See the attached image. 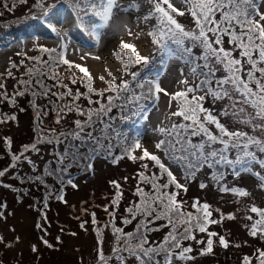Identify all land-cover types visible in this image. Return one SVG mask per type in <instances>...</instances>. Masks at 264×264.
I'll use <instances>...</instances> for the list:
<instances>
[{
	"label": "snow or ice",
	"instance_id": "obj_1",
	"mask_svg": "<svg viewBox=\"0 0 264 264\" xmlns=\"http://www.w3.org/2000/svg\"><path fill=\"white\" fill-rule=\"evenodd\" d=\"M19 3L26 4L27 0H19ZM143 3L150 5V8L146 15L137 17V23L143 21L147 24L150 20H155L147 33L153 44L151 56L141 55L134 44L121 41L120 50L115 51L113 55L123 64V74L131 79H121L116 82V77L108 71L111 79L108 81L107 91L115 92L116 96H109L107 105L101 103L96 110L89 108L85 111L78 106L73 108L66 105L68 112L76 111L87 118L83 121H74L73 130L67 133L61 132L49 139L39 137L37 143L59 144L62 142L61 138L69 140V145L58 156L60 167L56 170L57 173L62 175L81 159L84 161L82 170L88 172L93 168L92 161L96 156L102 151H107L100 142L103 137H94L91 131H87L95 123L93 117L103 123L102 117L111 111L114 99L144 98L152 100L155 104L159 100V94L164 93L177 101V110L171 112L166 119L179 117L180 122H173L167 127L161 124L153 128V133L161 137L155 142L154 147L163 152L170 165L182 170L185 180L194 179L204 168L212 169L211 179L218 185L219 191L243 198L250 196L249 191L243 187L229 186L226 175L230 174L238 181L242 174L247 173L256 178L257 187L264 191V0H179L193 21L192 28H185L177 21L174 14L183 16L185 11L175 7L171 0H143ZM58 5L69 9L70 19L68 16H62L63 7L58 8ZM33 7L39 11L30 14L32 22L28 27L32 30L31 36L19 38V44L23 45L31 38L34 49L40 55L28 57L27 51L17 52L16 55H23L39 66L29 68L28 74L36 76L35 84L43 90L41 94L55 95L58 99L65 95L72 96L71 89H68L67 84H63L62 81H58L56 86L68 89L65 93H52L51 88L43 81L45 76L57 80L56 69L61 64L68 65L69 69L75 67L83 73L87 79L86 87L89 93H95L97 90L92 86L93 78L88 69L74 64L65 56L69 48V32L80 30L90 35L93 46H99L105 29L116 32L123 27L131 36L132 31L128 25L126 23L121 25L114 19L113 10L117 7V0H35ZM134 7L138 10L140 4L136 3ZM130 10L131 8H120V11L124 12ZM57 24H67L68 27L62 30L56 26ZM49 34L56 36L57 47L48 48L39 44V40ZM226 44L230 47H226ZM194 49H199V55ZM44 54H47L46 59ZM91 55V52H85L80 58L83 60ZM157 57L160 58V69L153 73L152 78L141 79V71L156 61ZM92 58L100 59L98 56ZM172 59L180 61L181 79L178 83L182 90L167 93L160 81L167 74L168 61ZM23 63L22 59L21 64ZM136 65L142 66L141 71H130V68ZM189 77L192 78L191 83ZM100 78L104 79L103 76ZM71 82L76 83L74 74ZM23 83L31 84L32 81ZM18 94L23 95V93ZM32 95L35 97L37 93L32 92ZM80 95L89 94L77 92L73 102L79 99ZM225 100L228 103L217 114H214L210 108L204 107L206 101L216 105ZM89 103H93L90 98ZM245 106H250L253 112H247ZM60 111L62 112L63 109ZM144 111L145 109L141 108V112ZM230 115L234 123L250 127L251 133L241 129L230 130L221 122L220 117ZM148 118L147 114L142 116L144 121ZM211 126H214V129ZM107 127L106 124L105 129ZM257 132L260 135H256ZM140 137L139 132L131 140L125 137L127 144L125 152H129L132 148H141ZM75 140H79L81 144L77 146L71 143ZM88 140L94 141V146L90 147L88 152L80 153L79 147L85 146ZM37 143L25 145L24 152L19 155L13 154L10 166L15 168L22 160L35 166L24 153L39 152ZM110 155L111 153L108 152V156ZM130 158L133 160L149 158L159 168L160 176L156 173L150 176H146L143 172L138 174L142 181L151 185V192L145 193L138 185L135 194L140 196V202L130 206L127 211L133 219L137 215L143 216L144 219L140 221L134 232L125 233L122 228L113 224L115 245L111 249L112 255L105 256L101 247L103 242L98 240V264H108L113 258L118 264H127L129 258H134L135 264H161V260L157 257L163 258V264L193 260L194 257L190 255L191 246H184L182 241L195 240L192 234L194 229L204 233L207 231V224L218 222L209 219L212 216L210 205L208 203L201 205L197 199L191 205L196 212H186L183 201L178 200L177 197L180 190L187 192V187L177 180L171 168L163 163L159 156L143 149L140 157L131 155ZM112 162L116 163L117 160L113 159ZM255 166H259L260 171L254 170ZM143 167L147 168V164ZM224 169H230L231 172L226 174ZM7 171L8 169L0 171V177H3ZM165 174L168 178L167 182L160 183V177ZM222 181L225 183L221 184ZM67 183L76 187L72 179ZM110 183L118 190L117 198L112 201L113 204L118 205L119 197L123 193L119 191L118 182L110 181ZM170 186H173L175 191H168ZM206 186L205 183H200L201 189ZM107 210L108 208L105 207V211ZM249 211L258 214L259 217L252 223L250 234L264 240V208L253 204ZM92 215L94 218L95 214ZM111 215L114 217V213ZM247 219L253 220V217L249 215ZM159 220H166L165 226L169 227L170 231L161 242H149L148 233L159 230L150 225ZM123 222L127 224L131 221L125 218ZM83 226L81 224V227ZM181 227H183L182 231ZM214 236H217V233H208L207 246L201 251V255L212 253ZM196 242L203 243V241ZM45 243L47 244V241ZM219 244L228 247V241L224 236H219ZM33 250L35 251L34 246ZM252 259L244 256L243 264H252ZM255 260L257 264H264V249L256 250Z\"/></svg>",
	"mask_w": 264,
	"mask_h": 264
},
{
	"label": "rangeland",
	"instance_id": "obj_2",
	"mask_svg": "<svg viewBox=\"0 0 264 264\" xmlns=\"http://www.w3.org/2000/svg\"><path fill=\"white\" fill-rule=\"evenodd\" d=\"M29 2L32 8L35 0H29ZM171 2L178 9L185 11L183 16L178 13L174 14L177 21L187 28H192L194 26L193 21L184 5L180 4L179 0H171ZM136 3L140 4L138 10L134 7ZM18 4L20 3L18 2ZM57 7H63L62 16L71 18L66 6L58 5ZM121 7L131 8V10L120 11ZM149 8L150 5L143 3V0H117V7L113 10L114 19L121 25L126 23L131 29L132 35L130 36L123 27L116 32L105 29L99 46H93L91 36L80 30L69 32V48L65 56L74 64H79L88 69L93 78L92 86L97 90L95 93H89V89L86 87L87 79L83 73L75 67L69 69L68 65L61 64L56 69L58 72L57 81L67 84L68 89H71L72 96L65 95L64 98L58 99L57 96L49 94L46 101L45 97L40 95L34 97L32 93L27 92L21 95V99L16 104L17 118L0 124V171L8 169L6 174L0 177V213H2L0 215V238H2L0 239V264H98V240L103 242L101 247L105 256H111V249L115 245L112 225L122 228L127 233L134 232L140 223L137 221V216L133 219L132 215H129L128 211L125 210L126 204L136 197L137 186L145 187L147 184L140 179L138 174L143 171L146 176H150L152 172L157 171V167L151 164L149 158L145 159V163L140 159L133 160L130 158L131 155L140 157L143 149H147L152 154L158 153L162 162L171 168L177 180L185 184L187 192L181 191V199L184 203L187 204L193 199L208 203L212 216L218 221L207 227L208 232L217 233V236L212 237L214 247L212 253L201 255L202 250L198 253L196 248L202 246L203 243L196 244L195 249L190 254L194 257L193 260L187 262L174 261V264H237L235 259L241 255L251 254L253 247L261 243L262 239L259 236L253 237L250 234L252 223L259 218L258 214L249 211L250 207L254 204L264 208V191L257 187L258 181L255 177L245 173L236 181L232 175L227 174L231 170L224 169L227 174L226 182L229 186L243 187L249 191L250 196L241 198L231 193H224L219 191L218 185L212 181L210 175L212 169L204 168L203 171L197 173L194 179L185 180L182 170L175 165H170L164 154L154 147L155 142L161 137L153 133L152 129L161 124L167 127L177 118L166 119L171 112L177 110L176 100L171 99L169 95L160 93L159 100L146 113L149 117L148 120L140 124L137 133H141V148L135 149L133 153H125L127 155H117L114 151H102L92 161L93 168L88 172L82 170L84 161L81 159L73 164L80 174L69 176L67 180L64 179L67 172L60 175L56 170L60 167L58 163L59 148L67 147L69 140L61 138L62 142L59 144L55 142L52 144L37 143L39 137L49 139L61 132L67 133L73 129L70 128L71 122L83 121L87 118L76 111L68 112L66 105L73 108L78 106L85 111L89 108L96 110L101 103L107 105L109 96H116L115 92L107 91L108 81L111 79L108 71H111L115 77L121 75L123 64L113 55L115 51L120 50L121 41L134 44L141 55L151 56L153 44L147 33L154 19L147 24L143 21L137 23V17L146 15ZM32 11L38 12L39 9L33 7ZM7 16L8 12L6 11L0 14V24L12 22V20L6 19ZM56 26L62 30L68 27L67 24H57ZM29 29L32 32L31 28ZM31 32L25 29L21 31L24 37ZM39 44L54 48L57 47V38L54 34H49L43 36L39 40ZM74 49H80V51H74ZM24 51H27L28 57L40 55L34 49L31 38L27 39L23 45H20L19 41L12 45L0 44V75L7 73L11 66L10 60L16 53H23ZM85 52H91L92 55L81 60L80 57ZM94 56H98L100 59L92 58ZM18 57L15 66H13L15 68L13 72H19L17 82L23 85L24 79H29L28 69L34 62L23 55ZM44 58H47V54H44ZM22 59L24 60L23 64H21ZM180 66V61L176 59L168 61L167 74L160 81L167 93L182 90L178 83L181 79ZM159 69L160 58L144 68L141 71V76L152 78L153 73ZM42 70L48 71V69ZM73 74L76 83L71 82ZM185 75H187V69H185ZM257 75L259 74L257 73ZM101 76L104 77L103 80H101ZM11 82L12 79H8L6 86L9 87ZM189 82H192L191 77H189ZM68 89L61 87L54 93H61V91L65 93ZM77 92L88 93L89 95H80L79 99L73 102V97ZM89 98L93 103H89ZM22 99H31L43 107L53 108L46 114L42 113V123L30 129V132L27 130L28 121L31 118V123H35L36 118H38L37 115L41 113L36 109L35 104L31 103L27 104L28 111L22 113L19 109L24 103ZM128 101L130 109H125V116L133 114L132 109L136 104V100L128 99ZM121 102V99L113 100L114 106L106 116L102 117L103 122L104 118H121V109L117 108L121 107ZM227 103L228 101L225 100L212 105L210 101H206L204 107L210 108L214 114H217ZM245 108L247 112H253L250 106H245ZM60 109L63 111L60 112ZM54 112V116H47L53 115ZM59 113L62 115L61 117H59ZM58 117L59 123H57ZM220 119L230 130L241 129L251 133L250 127L234 123L231 115L222 116ZM211 127L214 129V126ZM256 135H260V133L257 132ZM33 143H37L39 152L29 151L24 154L34 162L35 166L22 160L16 164L15 168H12L10 166L12 155L23 153L24 146H30ZM71 143L77 146L81 144L79 140L71 141ZM90 147L93 145L86 141L85 146L79 147V152L86 153ZM108 152L111 153L110 156H108ZM113 159H116L117 162L113 163ZM145 164H147V168L143 167ZM254 170L260 171L259 166H255ZM27 175L32 176L25 182L19 181ZM163 177L165 175L161 178ZM69 179H72L76 187L67 183ZM110 181L118 182L119 191L123 193L119 197L118 205L112 203L117 198L118 190L113 187ZM201 182L207 185L203 189L200 188ZM223 183L225 181L221 182V184ZM94 206L97 207L95 208L97 210L93 218L90 209ZM105 207L108 208L107 211H105ZM113 213L114 217L111 215ZM249 215L253 217V220L247 219ZM125 218L131 222L124 223ZM81 224L84 226L81 227ZM161 233L162 230H159L148 235L150 238L160 237L161 240ZM219 236H224L228 241L227 248L219 244ZM205 244L207 246V241ZM243 258L240 260L241 264H243ZM157 259L163 263L162 257H157ZM133 261H135L134 258H129L127 264ZM115 262L117 261L113 258L108 261V264H115Z\"/></svg>",
	"mask_w": 264,
	"mask_h": 264
},
{
	"label": "trees",
	"instance_id": "obj_3",
	"mask_svg": "<svg viewBox=\"0 0 264 264\" xmlns=\"http://www.w3.org/2000/svg\"><path fill=\"white\" fill-rule=\"evenodd\" d=\"M0 2H1L0 13L2 12V10H6L7 12H9V16L6 19L12 20L11 23L0 24V43L5 42V43L9 44V43H11V40L17 41V40H19V38L24 37V35L21 33V31L23 29L29 30V32H31L29 29L30 27H28V25L32 22L30 14L35 13L34 11H32L33 9L27 10V11L25 9L20 10V9H22V7H21V4H18L19 0H0ZM14 2H15V7H13ZM28 2H29V0H27V3ZM5 5H7V7ZM154 23H155V20H154L153 24ZM185 28H187V27H185ZM27 36H31V33ZM225 46L230 47L227 44ZM194 52L197 55H199V49H194ZM234 55H238V53H234ZM18 58L19 57L17 55H15L10 60L11 66H10L9 70L7 71V73L4 75H0V85H3V87H0V124L4 123V122H9L11 120H14V118H17L15 107H16L17 102L22 97L18 93L25 94L27 92H30V93L36 92L37 95L45 97L46 101L48 100L49 95L43 96L41 94L43 90L38 85L35 84L36 76L34 74L32 76L29 75V79H24V82L25 81H32L31 84H26V83H24L23 85L18 84L17 79L19 77V72H17V73L13 72V70L15 69L13 66L16 63ZM158 58L159 57H157V59ZM33 67H39V66L33 64L31 66V68H33ZM141 67H142L141 65L133 66L130 68V71H140ZM8 79H12L11 85L9 87L6 86V81ZM47 79H49V78L47 76H45L43 78V81L46 85H48L51 88L52 93L61 89V87L56 86L58 83L57 80H53V79L47 80ZM121 79H129L130 80L131 78L129 76H125L123 74V71H122L121 75L116 77V82H119ZM141 79H145V78L141 76ZM137 92H138V90H137ZM61 93H64V92L61 91ZM110 95H112V94H110ZM12 98H13V100H12ZM63 98H64V96H63ZM22 100H24V103L19 108L22 113L23 112L26 113L28 111V105H27L28 103L35 104L36 109H38V111L41 113V114L37 115L38 118H36L35 123H31V118L28 121L27 130L30 132V129L35 128L36 126H38L42 123V121H43V114L42 113L44 112L46 114L53 108L52 107H43L42 105H40L39 103H37L36 101H33L31 99H22ZM121 101H122L121 107H117L118 109H121V118H109V119L104 118L103 123L98 121L96 118H93L95 123L92 125L91 128L87 129V131H91L93 133L94 137H103L100 142L105 146L107 151H114V153H116L117 155H127L125 153H133L135 148L130 149L129 152H125V148H127V144L125 143V137H127L129 140H131L133 137L136 136L140 124H142L144 121L142 118H140L141 115L143 114V112H141V108H147V107L151 106L154 102L152 100H148V99H144V98L136 100V104L133 106V109H132L133 114H129V115L125 116L124 115L125 109H130L129 101L127 98H122ZM47 104L49 106H51V104H49V103H47ZM54 115H55V112L53 115H47V116L52 117ZM61 116L62 115L59 113V117H61ZM173 122H176V123L180 122V118H175V120ZM106 124L108 125L107 129H105ZM168 126H170V125H168ZM74 127H75V124L73 122H71L70 128L74 129ZM6 128H8V127H6ZM88 142L94 146V141L88 140ZM65 148L66 147H60L59 148L60 153H62ZM155 155L159 156L158 153H156ZM145 159L146 158H144L142 160L143 163H145ZM151 164L153 166H155L153 161H151ZM155 167H157V166H155ZM141 172H143V171H141ZM152 173H156L157 176H160L159 168L157 167V171L152 172ZM79 174L80 173L78 172L77 168L74 165H72V167L68 169L67 176H65L64 179L67 180V178L69 176H76ZM31 176L32 175H27L24 179H21L20 182L27 181ZM167 179L168 178L165 174V177H163V178L160 177L159 182L160 183H166ZM140 187L144 189L145 193L151 192V185L149 183H147L145 185V187H142V186H140ZM168 191H175V188L173 186H170ZM181 191H183V190H180L179 195L177 197V199L180 201H182ZM140 199H141L140 196L136 195V197L133 200H130L126 204V207H125L126 212L130 206L135 204V202H137V204H138L140 202ZM193 201H194V199L187 204L183 202V207H184V210L186 212L187 211H191L193 213L196 212V210L191 207ZM199 202L201 205L203 204L201 201H199ZM95 208H97V207L94 206L90 209V211L94 214H96L95 212L97 210ZM129 215H130V213H129ZM140 218L142 220L144 219L143 216L137 215V221L140 222L141 221ZM209 219L215 220V218L213 216H211ZM156 222H157V224H152V225H150V227H155V228H158L159 230H162V233L160 235L162 237V239L160 240V237L150 238L149 235H148V239H149V242L159 243L163 240L164 236L170 231V228L165 226V225H167L166 220H159ZM211 224H213V223L207 224L206 227H209ZM180 230L182 231L183 227H181ZM208 233H209L208 231L201 233L198 231V229H194L192 234L195 236V240H191V239L190 240H184V241H182V244L184 246H191L192 251H193V249H195V245L200 244V243H197L196 241H203V245L196 248V250L199 253L201 250L206 248L205 242L208 240V238H207ZM213 249H214V247H213ZM258 249H264V244L262 247H260ZM256 250H255V254H254L253 259H252V264H257V262L255 260ZM129 263L135 264V261L129 262ZM115 264H118V262H115ZM161 264H163V263H161Z\"/></svg>",
	"mask_w": 264,
	"mask_h": 264
}]
</instances>
